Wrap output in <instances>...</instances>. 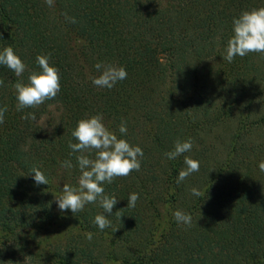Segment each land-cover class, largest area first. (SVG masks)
Returning a JSON list of instances; mask_svg holds the SVG:
<instances>
[{
    "label": "trees",
    "instance_id": "obj_1",
    "mask_svg": "<svg viewBox=\"0 0 264 264\" xmlns=\"http://www.w3.org/2000/svg\"><path fill=\"white\" fill-rule=\"evenodd\" d=\"M259 7L264 0H0V51L11 46L26 65L20 77L0 65V107L8 109L0 124V264H264V193L257 188L255 201V186L238 173L255 152L264 162V140L255 152L249 146L264 125V113L255 118L264 106V53L224 59L233 19ZM38 55L59 70L60 92L17 111L14 85L40 71ZM97 63L122 66L127 78L98 88L89 79L100 74ZM29 112L35 120L22 119ZM96 114L144 153L139 171L103 185L117 198L103 231L93 222L103 214L98 202L73 215L54 200L64 184L78 187L79 153L68 145L77 142V122ZM229 120L236 126L221 157L216 130ZM189 138L191 151L167 159ZM185 156L199 171L177 184ZM33 168L48 185L35 184ZM131 193L139 194L134 208ZM177 210L191 215L190 227L176 222Z\"/></svg>",
    "mask_w": 264,
    "mask_h": 264
},
{
    "label": "clouds",
    "instance_id": "obj_2",
    "mask_svg": "<svg viewBox=\"0 0 264 264\" xmlns=\"http://www.w3.org/2000/svg\"><path fill=\"white\" fill-rule=\"evenodd\" d=\"M45 2L53 6L54 0H45ZM65 18L72 23L76 22L74 18L67 17V14ZM249 53H264V7L242 11L238 18L233 19V35L227 42L224 59L231 63L236 56L244 57ZM49 55L36 57L40 71L31 72L27 84L15 83L17 111L37 108L46 100L55 99L60 92L59 70L50 65ZM0 65L7 66L17 77L22 76L26 68L11 46L4 47L0 51ZM94 67L100 74L90 76L89 79L98 88L112 89L118 82L127 78V72L122 66L97 63ZM3 84L4 81L0 80V86ZM7 110V105L0 107V124L4 122V114ZM22 119L35 120L36 116L34 112H29L22 116ZM119 132L127 134L126 122L123 120ZM71 135L77 142H69L68 146L72 149V153H79L76 156L81 173L78 187L64 184L62 194L54 200L61 212L70 210L73 215L82 212L85 205L98 202L103 214L96 215L93 222L103 231L111 227V221L107 217L113 214L112 209L117 203L116 197L104 194L103 185L111 184L118 177H127L133 171H139L144 153L139 146L130 145L125 139L118 138L110 131L103 123L102 114L79 120ZM192 146L191 138L177 141L173 150L164 155L167 159L174 160L191 151ZM184 164L186 167L179 172L177 184L199 171L197 160L185 156ZM61 166L68 169L73 167L70 160L63 161ZM259 169L264 172V162L259 164ZM30 174L36 185H48V179L39 169L33 168ZM191 192L196 197L201 196V192L196 188H192ZM138 199V193H131L127 199V207L134 208ZM173 215L178 224L191 226L190 214L177 210ZM92 238L93 233H86V239L91 241Z\"/></svg>",
    "mask_w": 264,
    "mask_h": 264
},
{
    "label": "rangeland",
    "instance_id": "obj_3",
    "mask_svg": "<svg viewBox=\"0 0 264 264\" xmlns=\"http://www.w3.org/2000/svg\"><path fill=\"white\" fill-rule=\"evenodd\" d=\"M264 113V106L263 108H260L255 116V118H257L258 116L260 117L261 114L263 115ZM236 126V122L229 120L228 123H226L225 126H221L219 127L216 131H217V135H218V139L220 142H223V144L221 145L220 142L218 141L219 144H217V152L218 154H220L221 157H223V155H225L226 150H224V145L227 143L228 141V137L231 138V134L233 133V130ZM257 131L255 133H253L252 137H253V142L252 146L249 144L250 147L253 148V151L255 152V145H258V143H261L264 140V125L260 127V129H256ZM246 142H244V144L248 147V144ZM243 152L246 154L248 151L247 149H244ZM257 152L251 154L249 156V158L247 160H244L243 164L239 169H238V173H240L239 175V179L240 180H247L249 183H251L253 186H255V190H256V196L254 198L255 201H257L258 199V193H257V188L261 189L262 192L264 193V182H263V175H262V171H260L259 166L256 167L253 171H251V169H248V167L253 166L255 163H258V165L261 163V159L258 160V157L256 155ZM264 155V154H263ZM248 175V176H247ZM249 177V179H248ZM236 180V179H235ZM165 215L162 214V217H164Z\"/></svg>",
    "mask_w": 264,
    "mask_h": 264
}]
</instances>
